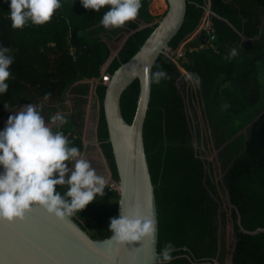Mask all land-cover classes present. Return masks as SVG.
Segmentation results:
<instances>
[{
	"label": "trees",
	"instance_id": "1",
	"mask_svg": "<svg viewBox=\"0 0 264 264\" xmlns=\"http://www.w3.org/2000/svg\"><path fill=\"white\" fill-rule=\"evenodd\" d=\"M152 2L142 0L137 18L117 29L118 38L127 35L105 68L108 74L137 51L157 26ZM60 3L47 24L29 22L13 30L10 0H0V46L10 48L14 57L8 91L0 94V117L15 106L40 99L50 104L46 109L51 117L54 104L62 101L68 88L80 80H100V67L109 55L100 35L114 30L100 25L107 7L95 12L85 9L81 0ZM207 7L215 38L212 46L200 47L206 34L198 29ZM142 25L147 26L140 29ZM169 48L174 53L182 48L185 53L179 59L167 52L159 55L154 72L159 67L171 79L152 84L146 128L148 160L161 209L160 252L171 242L175 251L170 264H214V260L264 264V0H188L187 18ZM232 48L238 54L229 58ZM183 71L200 77L196 90ZM87 89L82 85L80 90ZM103 90L99 83L96 137L115 181L102 115ZM137 90L140 85L134 79L120 93V113L126 122L131 120ZM46 94H50L47 100ZM196 94L220 169L218 181L212 163L197 148L204 136L191 116ZM52 130L62 131L70 146L81 150L72 129L65 125ZM66 190L67 186H56L62 195ZM116 200V191L106 185L103 196L97 195L72 218L92 238L107 237ZM225 221L234 237L227 253L219 243V227Z\"/></svg>",
	"mask_w": 264,
	"mask_h": 264
},
{
	"label": "clouds",
	"instance_id": "2",
	"mask_svg": "<svg viewBox=\"0 0 264 264\" xmlns=\"http://www.w3.org/2000/svg\"><path fill=\"white\" fill-rule=\"evenodd\" d=\"M87 10L99 12L107 7L100 20L105 29H118L134 21L142 7V0H81ZM61 7L60 0H10L9 19L13 30L23 29L29 22L35 26L47 24ZM8 47L0 46V94L8 91L6 81L11 77L10 67L14 62ZM237 49L230 50L229 58L237 55ZM135 59V58H134ZM144 68L146 84L159 85L162 80L171 79L159 67L152 72ZM187 80L200 86V77L189 74ZM50 94H46L47 100ZM42 105L39 108L42 109ZM8 109L7 106H5ZM66 124L67 119L57 113L46 124L37 105L30 104L9 116L5 129L0 132V221L12 223L23 221L34 205H38L49 216L61 223L85 209L97 195H104L106 179L98 175L91 164L81 158L78 147L62 131L53 132L50 125ZM74 162L71 174L68 164ZM56 186H67L62 195ZM155 219L144 215L137 205L126 214L122 207L120 218L110 222V240L121 246L154 238ZM175 245L167 243L158 257V264H170Z\"/></svg>",
	"mask_w": 264,
	"mask_h": 264
},
{
	"label": "water",
	"instance_id": "3",
	"mask_svg": "<svg viewBox=\"0 0 264 264\" xmlns=\"http://www.w3.org/2000/svg\"><path fill=\"white\" fill-rule=\"evenodd\" d=\"M164 1L166 10L156 21L157 26L140 48L109 74L101 99L106 140L116 172V180H112L117 193L115 218H120L122 207L126 214H131L139 205L144 215L155 219L154 238L121 246L110 240L111 233L104 238H92L72 217L61 223L34 205L22 222L0 221V264H158L161 209L146 143L153 83L146 84L144 68L151 67L154 72L159 55L166 52L188 12V0ZM206 13H211L209 7ZM134 79L140 90L131 120L126 122L120 113L119 98Z\"/></svg>",
	"mask_w": 264,
	"mask_h": 264
},
{
	"label": "crops",
	"instance_id": "4",
	"mask_svg": "<svg viewBox=\"0 0 264 264\" xmlns=\"http://www.w3.org/2000/svg\"><path fill=\"white\" fill-rule=\"evenodd\" d=\"M210 16L211 14H206V17L208 19H210ZM243 39L245 38L243 37ZM117 50L114 52L113 55L111 54L108 55V58L100 67V76L105 72L106 66L108 65L109 61L116 55ZM183 72L188 76V74L185 71ZM77 83L78 84H75L74 86L68 88L65 91L61 102L54 104L56 107L54 114L59 113L63 115L67 119V123L61 125L59 124V122H57V124L50 126L52 127V129H60L61 127L66 125L68 128L72 129L74 132V136H77L82 144V148L80 150L81 158L87 160L91 164V166L95 168L98 175H101L103 177L105 176L104 178L107 181L106 185L112 188L110 186L112 183L110 171L106 163V160L102 154L100 143L96 137V126H97V118L99 113V101L95 89L99 83L101 84L103 83L99 80V78L84 79L78 81ZM82 85H88V89L85 91L80 90ZM42 105H44V103ZM26 106L29 105L23 103L19 106H15L9 109L7 111V120L9 116L15 115L16 111ZM38 110L41 111V115L44 117L45 122L47 124L50 115L45 113V107H42V109L38 108ZM6 125H7V121H6ZM66 163L68 164V168L70 170L68 175H66V177L69 178L74 162H66Z\"/></svg>",
	"mask_w": 264,
	"mask_h": 264
},
{
	"label": "rangeland",
	"instance_id": "5",
	"mask_svg": "<svg viewBox=\"0 0 264 264\" xmlns=\"http://www.w3.org/2000/svg\"><path fill=\"white\" fill-rule=\"evenodd\" d=\"M153 2H155V1H153ZM153 2L151 4V12L154 16L157 17L156 21H158L161 18V16L163 15L164 11L166 10V3L163 0L164 4H162V6L154 8ZM119 34H120V31L117 29H114L112 31V33H109L105 36L100 35V38L102 40H104L109 47V51H110L109 55L114 54V52L118 49L119 45L122 43L123 38L127 35V34H123V36L121 38H118ZM188 84L193 88V90H196V87L193 83H190L188 81ZM197 100H198V94H196L195 109L191 110V116H192L194 125L198 127L200 133H202L204 136V139L202 141H199V143L197 144V148H200V150L202 152H204L202 157L205 158L207 161H210L212 163L213 176H214L215 180L218 181L221 177L220 169H219L218 163L215 159V152H214V148H213V143L210 140V136H209V128L206 124L205 118L202 115V109H201L199 102H197ZM43 103L45 105V113H47L46 108L49 107L50 104L47 103L46 101H44L43 99H40V101H38L37 103H26V104L37 105L39 108V106L42 105ZM44 105H42V106L44 107ZM6 121H7V112L5 113V115L0 117V127L2 130H4L6 127ZM110 186L112 188H114V182H112ZM222 202H223V210L225 211V214L227 215L228 214L227 213L228 204L225 201V199H223ZM219 229H220L219 243L224 245V248H225L226 253H227V251L230 249V247H232V245L234 243V237L232 235V230H230L229 223L227 221H225L223 226L219 227ZM226 263H227V261H226ZM214 264H219V263L216 260H214Z\"/></svg>",
	"mask_w": 264,
	"mask_h": 264
},
{
	"label": "built area",
	"instance_id": "6",
	"mask_svg": "<svg viewBox=\"0 0 264 264\" xmlns=\"http://www.w3.org/2000/svg\"><path fill=\"white\" fill-rule=\"evenodd\" d=\"M206 14H211V13H206ZM206 14L204 16V18L201 21V25L198 29V31L204 32L205 38L204 41L202 42V44H200V47L202 46H212V41L215 38V34H214V29L212 27V24L210 22V19H208L206 17ZM167 53H169V55H173L174 59H179L180 57H182L185 53L184 49H179L176 53H174L169 47L165 50ZM70 54H73L72 51L70 52ZM109 78V74L107 72H104L101 76H100V81L102 83H105L108 81Z\"/></svg>",
	"mask_w": 264,
	"mask_h": 264
},
{
	"label": "bare ground",
	"instance_id": "7",
	"mask_svg": "<svg viewBox=\"0 0 264 264\" xmlns=\"http://www.w3.org/2000/svg\"><path fill=\"white\" fill-rule=\"evenodd\" d=\"M162 4H164L163 0H156L155 1V6L156 7H160V6H162Z\"/></svg>",
	"mask_w": 264,
	"mask_h": 264
}]
</instances>
